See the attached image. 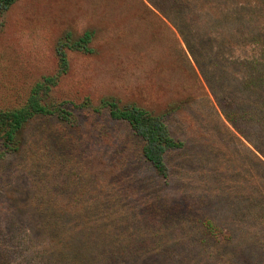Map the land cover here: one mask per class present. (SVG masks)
<instances>
[{
	"label": "rangeland",
	"instance_id": "374dc122",
	"mask_svg": "<svg viewBox=\"0 0 264 264\" xmlns=\"http://www.w3.org/2000/svg\"><path fill=\"white\" fill-rule=\"evenodd\" d=\"M209 5L187 27L196 62L147 0L0 12V110L30 95L54 110L12 149L0 138V264H264V0ZM84 32L88 50L73 48ZM105 100L161 117L181 142L166 178Z\"/></svg>",
	"mask_w": 264,
	"mask_h": 264
},
{
	"label": "trees",
	"instance_id": "16d2710c",
	"mask_svg": "<svg viewBox=\"0 0 264 264\" xmlns=\"http://www.w3.org/2000/svg\"><path fill=\"white\" fill-rule=\"evenodd\" d=\"M12 1L13 0H0V12L6 9L8 5L12 3ZM147 2L152 6V8H154L176 27L178 33L183 38L188 52L196 62V48L194 47L195 44L194 42H191L192 40L189 36L190 30H187V27L192 23V17L195 16L194 14L199 11L200 8H202L204 5L210 7V0H147ZM89 39L90 33L84 32L80 39L72 42V47L76 49L88 50L85 45L89 41ZM206 39L207 41L209 40L212 42L211 36L206 37ZM233 41V39L227 40V42L225 43L226 51H230V46L232 47V45L234 44ZM59 61L60 67L65 70L67 64L63 53L60 54ZM237 62L240 63V61ZM54 79V77L45 78V88H47V83H53ZM250 84L251 87H249L248 84L245 85L249 89H246V91H249V99H251L249 101H251L252 104L253 101L260 97L263 87L261 83H258V81H251ZM38 86L40 85L38 84L35 87ZM102 105L107 107L108 115L110 118L120 119L127 122L133 134L142 140L141 153L143 158L152 166L155 173L159 177L166 178L167 167L164 163L163 154L168 149L180 146L181 142L170 136L169 131L161 117L148 113L147 111L134 105L118 107L113 101L106 100L102 101ZM236 108L238 110L244 109L238 106ZM52 113H54L53 109H49L44 105H41L38 102L37 98L33 95H30L26 99L25 103L19 107L0 110V138L3 148L5 150H10L13 148V139L15 132L28 119L32 118L35 115L47 116L51 115ZM225 113L226 111L224 112V114ZM226 117L227 119H230L228 118L229 116ZM242 134L248 136L245 133ZM250 142L251 145L255 147V143L252 140H250ZM260 149L263 150L261 151L262 153L260 152ZM260 149L259 153L264 157V148L260 147ZM262 165L264 166L263 162ZM248 188V193H250L253 187L250 184H247V189Z\"/></svg>",
	"mask_w": 264,
	"mask_h": 264
}]
</instances>
